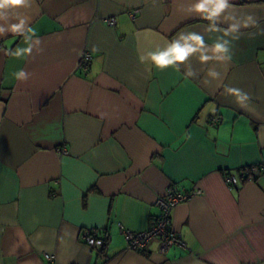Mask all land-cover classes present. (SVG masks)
<instances>
[{"label": "crops", "instance_id": "1", "mask_svg": "<svg viewBox=\"0 0 264 264\" xmlns=\"http://www.w3.org/2000/svg\"><path fill=\"white\" fill-rule=\"evenodd\" d=\"M197 2L27 0L24 35L7 32L16 12L0 20V264H264V170L236 187L222 176L264 165V0H228L220 31ZM188 32L228 51L157 69L150 54ZM169 185L202 192L171 212L185 247L128 249L119 224L148 228ZM90 227L104 251L81 240Z\"/></svg>", "mask_w": 264, "mask_h": 264}, {"label": "built area", "instance_id": "2", "mask_svg": "<svg viewBox=\"0 0 264 264\" xmlns=\"http://www.w3.org/2000/svg\"><path fill=\"white\" fill-rule=\"evenodd\" d=\"M135 13V10L129 12L128 16L131 20L135 18ZM103 21L110 26L115 24V19L113 17H106ZM90 59L91 54L89 52H82L79 56L78 67L86 70L89 66ZM211 121L213 123H218L219 119L213 118ZM59 153L67 154V150L61 148L59 149ZM262 170H264V165L262 164L247 165L241 166L236 170H224L222 171V176L224 182L229 187H236L240 182L253 181ZM201 193L200 189L183 192L169 185L165 192L156 198L154 202V205L158 208V214L154 217L148 228L141 231H134L122 227L121 224H119L126 247L135 252H142L151 240L157 238L160 241L161 252H166L174 245L184 248L185 242L180 234L175 232L171 227V212L178 203L187 201L194 195H199ZM105 234L106 232L100 228L90 227L81 230L80 238L89 247L101 249L104 244ZM44 256L48 262L52 263L54 261L52 255L45 253Z\"/></svg>", "mask_w": 264, "mask_h": 264}, {"label": "clouds", "instance_id": "3", "mask_svg": "<svg viewBox=\"0 0 264 264\" xmlns=\"http://www.w3.org/2000/svg\"><path fill=\"white\" fill-rule=\"evenodd\" d=\"M27 0H0V20L7 21L8 17L6 13L16 12V15L11 16V19H15L16 23L8 24L7 32L13 34L24 35L26 22H30V17L22 16L17 11L20 8H25ZM209 4L213 6L208 7ZM233 7L229 4L228 0H198L196 4L192 6V11L196 13L203 14L202 18L211 21V25L207 29L208 31H220L216 27V18L219 17L220 13L226 8ZM255 23L252 17H247L240 27H248L250 24ZM238 25L230 24L229 28L224 30V35L236 30ZM28 33H32L31 28H27ZM5 33V28L0 27V35ZM220 39L218 37L217 41ZM180 41H183L181 44ZM191 41L192 43H189ZM211 51L213 55H205V52ZM228 49L225 44L215 42L211 48L206 47L204 42V37L196 32H188L181 34L177 39L171 41L166 49L162 52H157L155 54H150V59L152 64L159 70L168 68L169 66H176L178 63L185 62L189 56L199 52V59L201 62H207L215 58L220 60L223 53L227 52ZM231 58V57H230ZM143 61V58H141ZM209 75L215 77L217 73L209 72ZM228 92L238 98L247 99L249 98L247 94L241 97V90L236 88H229Z\"/></svg>", "mask_w": 264, "mask_h": 264}, {"label": "trees", "instance_id": "4", "mask_svg": "<svg viewBox=\"0 0 264 264\" xmlns=\"http://www.w3.org/2000/svg\"><path fill=\"white\" fill-rule=\"evenodd\" d=\"M106 245H107V236H106V234H105L104 244H103L102 247H101V250H102V251H104V248L106 247Z\"/></svg>", "mask_w": 264, "mask_h": 264}]
</instances>
